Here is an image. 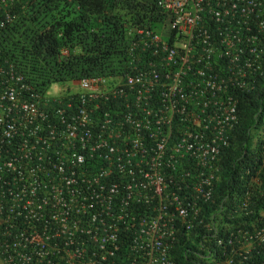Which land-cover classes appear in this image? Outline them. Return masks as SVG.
Returning a JSON list of instances; mask_svg holds the SVG:
<instances>
[{"label": "built area", "instance_id": "2783aa9c", "mask_svg": "<svg viewBox=\"0 0 264 264\" xmlns=\"http://www.w3.org/2000/svg\"><path fill=\"white\" fill-rule=\"evenodd\" d=\"M21 1L0 0V30ZM157 4L165 20L126 31L120 70L67 96L33 91L0 54V264H177L178 236L202 223L234 92L262 74L264 0ZM249 193L224 200L243 225L221 235L208 216L192 264H264Z\"/></svg>", "mask_w": 264, "mask_h": 264}, {"label": "trees", "instance_id": "16d2710c", "mask_svg": "<svg viewBox=\"0 0 264 264\" xmlns=\"http://www.w3.org/2000/svg\"><path fill=\"white\" fill-rule=\"evenodd\" d=\"M157 0H22L14 7L20 17L12 26L0 30V54L15 70L42 93L51 84H66L82 78L109 74L121 66L129 28L153 29L166 14ZM172 33L169 37L173 40ZM68 51V56L63 52ZM262 75L250 91L237 98V123L229 131L228 145L219 155L217 177L210 202L200 213L206 217L189 233L178 236L173 252L177 264L196 262L193 243L207 233L204 224L213 215L222 235L230 225L245 220L224 202L227 196L250 198L249 219L264 210V64ZM257 175L260 186L248 188L249 178ZM235 211V208L233 209ZM232 216L227 218L229 212ZM223 215V218H221ZM264 223V221H261ZM210 240L208 251L219 253ZM257 249V247H256ZM246 264H259L251 259Z\"/></svg>", "mask_w": 264, "mask_h": 264}, {"label": "clouds", "instance_id": "9594fccd", "mask_svg": "<svg viewBox=\"0 0 264 264\" xmlns=\"http://www.w3.org/2000/svg\"><path fill=\"white\" fill-rule=\"evenodd\" d=\"M22 3V1L20 2V4ZM158 0L156 1V5H157V7H158ZM18 7H20V10H21V12H23L25 9H24V5L23 4H21L20 6H18ZM15 14V16H16V18H15V21H19V20H17L19 17H20V15L17 13V12H15L14 13ZM14 21V22H15ZM16 23V22H15ZM14 24V23H13ZM10 26H12V25H10ZM63 55L66 57V56H68V51H64L63 52ZM263 65V64H262ZM120 68L121 67H119L115 72H118L119 70H120ZM263 70V69H262ZM110 74H112V73H109V74H103V75H99V76H93V77H88V78H82V79H89V78H97V77H101V78H103V77H107V76H110ZM262 74H259V76H261ZM258 76V77H259ZM25 78V77H24ZM82 79H80V80H78V81H75V82H70V83H66V84H51V85H49L47 88H46V90L44 91V92H42V93H40V92H38L37 90H35V88H34V86H33V84H32V82L31 81H29L27 78H25V83L27 84V85H29V86H31L32 88H33V91H37L38 92V94H40V95H42V96H44V97H47V98H54V97H57V96H59V95H62V96H67L69 93H72V92H74V91H77L78 90V86H79V82L82 80ZM258 79V78H257ZM256 79V80H257ZM255 80H252V83L254 82ZM253 86L254 85H252V88L250 89V90H252L253 89ZM250 90H248V91H250ZM238 92H241V91H238ZM238 92H234L235 94H237ZM236 96V95H235ZM219 173V172H218ZM218 175V174H217ZM219 181V178L217 177V181H216V183ZM216 183H215V185H216ZM215 188V187H214ZM232 197H234V196H232ZM232 197H229V196H227L226 198L227 199H229L230 201H231V199L230 198H232ZM225 198V199H226ZM200 217H201V220L203 221L206 217L204 216V214L203 213H200ZM240 218H243V217H240ZM244 220H246V218H243ZM209 221V220H208ZM208 223V222H207ZM206 223V224H207ZM240 226H241V224H239ZM230 226H238V225H230Z\"/></svg>", "mask_w": 264, "mask_h": 264}]
</instances>
